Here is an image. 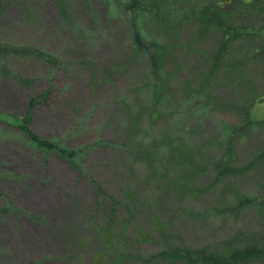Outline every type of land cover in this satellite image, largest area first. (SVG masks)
<instances>
[{
    "label": "rangeland",
    "instance_id": "1",
    "mask_svg": "<svg viewBox=\"0 0 264 264\" xmlns=\"http://www.w3.org/2000/svg\"><path fill=\"white\" fill-rule=\"evenodd\" d=\"M131 1L64 0L66 12L58 0L0 1V43L65 62L54 69L0 58V209L11 203L37 216L0 217V264H183L154 258L171 247L264 236V31L235 45L233 69L229 61L213 69L217 29L202 34L197 12L179 5L164 6L160 21L147 12L139 23L146 43L165 51L155 76L154 54L135 52L122 11ZM211 1L218 0H202ZM31 102L30 127L43 138L70 148L99 139L120 146L88 152L77 168L44 157L1 121L24 118ZM152 112L160 115L155 124ZM147 134L171 136L160 152L174 140L179 165L164 159L155 176L137 163L125 145ZM189 159L184 183L178 167ZM178 176L186 193L169 190Z\"/></svg>",
    "mask_w": 264,
    "mask_h": 264
},
{
    "label": "trees",
    "instance_id": "2",
    "mask_svg": "<svg viewBox=\"0 0 264 264\" xmlns=\"http://www.w3.org/2000/svg\"><path fill=\"white\" fill-rule=\"evenodd\" d=\"M58 3L60 8L66 12L67 7L64 0H58ZM176 5L187 7V10L193 9L197 12L198 27L202 34H209L210 31L214 29H217L220 32L221 38L219 46L213 54V60L215 62L212 64L213 69L220 68L221 65H225L228 61L229 69H233L232 59L236 52L235 45L241 41L255 43L256 37L260 36L258 32L264 31V0H218L214 2H202V0H151L148 4L142 3L140 0H132L130 3H127L122 7V11L130 17L131 22L133 23L135 52L139 55L154 54L150 57V61L154 67L155 76L160 75L165 51L159 42H151V45L146 43V33L143 28L139 27V23H141L144 17H146L147 12L150 13L152 19L154 18L155 20L160 21L162 20L163 7ZM14 56L41 60L54 69H58L65 64V62L58 57L52 56L51 54L35 47H22L13 44L0 43L1 59L4 60ZM16 79L21 82L22 78L16 76ZM50 96V91H46L43 94V99L46 100ZM34 106L35 104L31 102L29 105L30 109L24 118L12 117L9 118L10 121H8V119L1 121L18 129L21 135L25 136L28 146L37 152L43 153L44 157L57 155L77 168V163L78 167L80 166L79 160L85 157L88 152L96 150L102 145L103 147L120 146V144L116 142H105L99 139L93 144L84 145L81 148H70L65 142L63 144L59 140L43 138L35 133L30 127L31 122L33 121ZM150 117L152 121L151 123L155 124L159 120L160 115L152 112ZM137 121L138 126L136 128L140 130L142 129V120L137 119ZM152 128L153 126L151 124L147 126L150 133ZM163 137H150V135H148V138L146 137L145 140L125 145V147L130 148V151L134 154L132 156L136 159L137 163L143 164L153 175L155 174V176L157 172L158 175L162 173L157 171V169L164 159L167 161V165L172 168L179 165V161L174 154L175 151L171 150L176 147L174 145V140L169 145L170 149L165 151V153L160 152L161 148L165 146L170 138H172L171 136H166V139H163ZM189 161L188 164H183L182 167H178V171L180 172L179 175H181L182 178H185L184 183L185 181H189L186 177L192 173L193 169L192 162L190 159ZM220 164L224 165L223 163ZM81 173L94 183L99 195L107 194L102 186L97 184L90 175L85 174L83 171ZM177 178L179 179L181 177L178 176L173 180L172 184L169 186V190L173 191V189L177 188L183 193H186V188H179L176 184V181L178 180ZM132 196L133 193H130L131 198ZM13 213L33 220L37 217L33 215L30 216L28 212L11 203L0 209V217L11 215ZM154 259L182 262L183 264H253L258 261L264 262V236L258 234L244 237L237 236L233 240L225 241L214 246L184 248L171 247L168 250L157 254ZM154 259L150 258V260Z\"/></svg>",
    "mask_w": 264,
    "mask_h": 264
}]
</instances>
